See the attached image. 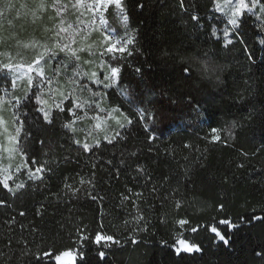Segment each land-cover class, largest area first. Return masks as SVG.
I'll return each instance as SVG.
<instances>
[{
  "label": "trees",
  "instance_id": "16d2710c",
  "mask_svg": "<svg viewBox=\"0 0 264 264\" xmlns=\"http://www.w3.org/2000/svg\"><path fill=\"white\" fill-rule=\"evenodd\" d=\"M39 2L0 0V61L5 54L16 51L20 46L25 49L33 46L37 50L54 44V40L59 39L55 33L63 27L68 30L61 33L63 43H70L71 38L75 40L71 45L74 49L91 46L93 55L87 51L77 54L81 57V66L89 67V71L95 68L101 61L99 53L104 45L101 27L95 22L96 16L82 7L73 8L76 0H60L67 6L60 12L52 7L53 0H44V8L37 7ZM89 2L85 0V3ZM140 2L145 5L143 9L136 6L137 0H126L129 30L139 41L137 47L141 53L125 61L122 84L130 90L129 95L122 96L120 87L115 86L108 90V96L100 104L103 110L123 109V114L132 118L131 125L117 112L120 115L118 120L125 125L123 129L116 124L117 119L93 128L88 122L89 115L76 122L74 126L78 131L75 134L64 129L62 124L66 122L67 114L56 111L54 106L61 103L60 92L70 89V84L56 91V99L47 96L48 104L53 106L56 115L54 126L44 127L41 131V121L31 104L25 109L27 118L20 136L23 139L24 131L32 133L25 142L29 149L28 157L37 161L32 167L53 158L59 165H49L54 174L45 186L29 181L25 169L13 171L0 162V178L5 174L3 169L7 168L12 175L9 185L15 191L11 194L0 186V199L7 202L0 206V251L7 254L0 259V264H5V261L7 264H24L22 254L28 250L77 247V227L82 228L90 239L96 232H101L113 235L121 242L119 246L112 245L111 249L89 243V255L96 264H105L98 259V250L106 251L107 264H264V223L244 222L239 228L227 232L230 237L228 246L203 230L198 233L188 231L189 227L206 223L212 217H227L237 223L241 217H245V221L252 215L264 217V43H261L264 31L260 30L256 18L246 13L245 23L240 28L246 44L234 43L224 47L223 29L231 26L217 19L220 14H214L211 0H192L194 10L201 17L198 25L190 19L189 12L180 7L178 0ZM188 2L185 0V8ZM7 4H11V8L5 7ZM115 14L116 9L110 7L104 13V20L116 31L123 32L122 18ZM89 21L93 25L91 30L85 26ZM77 28L82 32L74 31ZM165 51L170 53L168 57L163 56ZM249 52L253 54L254 64L248 60ZM193 54H206L223 65V82L202 81L195 73L192 81H183L182 65L175 61V57ZM86 60L93 63L85 64ZM47 67L48 73H52V63ZM136 67L142 69V75L134 72ZM70 69L71 66L67 71L61 70V76L57 78L59 84L62 85L66 75L70 77ZM11 80L10 75L0 74V94L3 88L11 87ZM177 84H183L178 91ZM162 92L166 97L167 118L155 125L157 138L149 142L152 125L146 132L142 122H137L134 111L137 106L151 108L148 101H159ZM76 95L83 101L90 100L92 93L77 90ZM187 96L192 98L191 105ZM137 97H142L145 103L134 105L132 102ZM167 98L175 103L169 104ZM197 104L205 116L212 113L213 121L220 124L236 121L238 127L234 136L226 143L206 139L208 128L197 117ZM83 113V110L78 112L79 115ZM98 113L104 114L102 111ZM17 126L14 124L13 128ZM89 131L92 132L90 136L87 135ZM115 131H120L126 139L114 146L107 145L103 136L111 137ZM221 136L223 141L224 134ZM73 137L82 142L87 138L89 143L94 138L100 139L102 150L98 155L105 161L113 160L112 165H104L103 169L98 162L96 169L93 194L102 199L93 201L83 191L78 194V199L66 198L70 199L68 203H56L51 198V193L60 191L65 176L69 177L68 182L73 187H81L76 174L86 175L91 170L89 154L78 153V146L72 143ZM40 138L45 139L43 148L37 142ZM133 151L137 153L135 157L130 156ZM1 155L0 145V158ZM65 155L78 158L79 162L64 164ZM121 158L125 160L124 165L120 164ZM137 163L145 167L144 174L137 175ZM117 168L120 169L118 176ZM148 176L152 177L151 182L147 180ZM165 176L168 180L159 196L169 195L175 190V200L170 196L161 206L160 200L149 193L152 184L159 185ZM18 183H25V189L16 190ZM83 188L91 191L87 184ZM141 191L144 197L140 198L143 202L139 203V208L146 224L140 223L139 227H147V231H132L137 226L134 220L137 209L132 206V201L138 200L135 193ZM123 195H130V200H123ZM45 197H48L47 201ZM177 200L181 202L179 208L176 207ZM220 204L224 205L223 211L218 210ZM11 217L15 218V223L9 225ZM179 219H187L190 224L181 228L176 223ZM178 229L189 242L199 244L203 251L176 256L170 247L163 246L162 240L172 244ZM133 238L136 244L131 243ZM257 252L262 255L257 256Z\"/></svg>",
  "mask_w": 264,
  "mask_h": 264
},
{
  "label": "snow or ice",
  "instance_id": "6c2138e0",
  "mask_svg": "<svg viewBox=\"0 0 264 264\" xmlns=\"http://www.w3.org/2000/svg\"><path fill=\"white\" fill-rule=\"evenodd\" d=\"M213 5L214 14H220L217 17L218 20H224L227 25L231 27H225L223 29V37L225 40L224 47L228 45H232L234 43H239L245 45L246 42L243 38V34L240 32L241 26L245 23L244 17L246 13L252 14L256 20L258 21V25L261 31H264V0H211ZM180 7L188 11L190 14V19L195 21L197 25L199 24L201 17L198 12H196L195 5L192 0H189L188 7L185 8V0H178ZM136 6L140 9L145 7L144 3L137 0ZM7 8H11V4L5 5ZM38 8L46 7L44 0H40L39 4H37ZM52 7L57 10V12L64 11L67 9V6L61 4L60 0H53ZM73 8L79 9L83 8L85 11L92 13L96 16L104 25V31L106 33L104 37V45L102 51L99 53L102 63L96 65V69L94 71H84L81 68V57L77 54L78 52L87 51L91 56L94 54V50L89 46L87 49H74L72 48V44L75 43L74 39H71V34H69L70 43H63L61 37V33H67L68 30L66 28L61 27L56 33V37L59 39L54 40V46L48 47L47 45L43 46V51L38 52L33 59L27 63L25 66L22 63H13L11 56L8 58V62L0 61V74L5 77L11 75L12 85L15 86L17 79L26 78L27 87L24 90L23 96H14L12 99L14 103H11V107L13 109V123L18 125L14 130V135L9 136V143L13 145L12 148L9 149V152H18L21 156L25 158L28 163L23 164L22 166L17 167V171L20 172L23 169L26 170L28 180L33 184L36 182H40L41 184L47 186V181L51 175L54 174V169L49 165L51 163H56L59 165V162L55 161L53 158L52 161L45 160L39 166L35 168L32 165H36L37 161L34 157H28V147L25 143L30 139L32 133L30 131H24L23 139L20 136L22 130H24L25 121L27 118V112L25 109L31 104L32 108L38 114V117L41 121L40 130L43 131L44 127L54 126L56 121V115L54 114L53 106L48 104V101L44 99L45 90H51L52 85L55 83L59 84L60 81L57 79L61 76V70L67 71V69L71 66L72 75L68 78L67 84L71 85V88L65 91L60 92L61 103L55 104L54 108L56 111L60 113H66L67 118L66 122L62 124L64 129L69 130L71 133L75 134L78 130L74 126L77 121H83L86 117H88V111H103L100 108L101 102L108 96V90L112 89L115 86L120 87L121 95L128 96L129 89L123 87V72L125 68V61L134 56L141 54L139 48L137 47L139 41L136 39V36L129 30L128 26V16L126 15V11L128 5L126 0H90L89 3H85V0H76L74 4H72ZM116 9V16L122 18L123 21V32L116 31L115 28L109 26L107 21L104 20V13L108 11L109 8ZM81 15H83L81 13ZM63 23V21H61ZM89 30L93 27L91 21H89L85 25ZM71 27V26H70ZM74 31L82 32L81 28H77ZM213 35H215V30L213 31ZM219 39V38H218ZM264 43V41H261ZM170 53L165 51L163 53L164 57H168ZM248 60L251 63H255V59L251 52L248 53ZM175 61L179 62L181 67V78L185 82H190L194 79V73L196 77H198L202 81L213 82V83H222L221 76L225 71L223 65L219 64L216 60H214L211 56L204 55H191V56H183L178 55L175 57ZM52 63L53 67L51 68L52 76H48L46 74V67L49 63ZM85 64L91 65L93 61L86 60ZM26 67V71H24ZM134 72L137 75H142V69L140 67H136ZM32 73H35L33 76ZM183 87V84H177V91ZM77 90L80 91H90L92 96L90 100H83L76 95ZM161 99L159 101L149 100L148 103L152 104L151 108H144L137 106L134 111V115L137 116V122L141 123L145 129V131H149L150 124L152 125L150 134L148 136L149 142L156 140L155 133L157 132V128L155 125L157 123H162L167 118V107L165 106L164 100L166 99L165 93H160ZM168 99V103H175L170 98ZM189 105L192 104L191 96L186 97ZM66 101V104H65ZM134 105H143L145 102L142 97H137L136 100L132 102ZM157 104L159 107H157ZM87 105L88 111H84L83 115H79V110H82ZM113 111H117L119 114L123 115L124 120L128 125L133 123V120L130 116L123 114V109H113ZM197 117L202 121V123L208 128V133L206 135V139H209L211 142H227V139L232 138L235 134V129L238 127V123L236 121H231L230 123L220 124L218 121L212 120V113L209 112L208 116L204 115V110H201L199 104L196 105ZM23 117V119H22ZM93 120L99 121L101 117L98 112L95 116L91 117ZM3 120V117H0V121ZM116 124L119 128L123 129L125 127L124 124H121L119 120H116ZM100 123H96L94 128H100ZM221 133L224 134V139L222 141ZM87 135H92V132L89 131ZM126 137L122 135L120 131H115L114 135L111 137L108 135L103 136V140L107 145H115L119 143L120 140H124ZM37 142L41 145V148L45 146V139H38ZM72 143L78 146V153H86L89 154V160L91 161V170L89 173L81 174L77 173L76 176L79 177L78 183L81 187H73L71 183L68 182L69 177L65 176L62 182V187L59 192L51 193V198L53 202L56 203H68L71 200L78 199V194L82 191L86 193L93 201L98 199H102L93 194L95 191V180H96V169L99 166L103 169L104 165H112L113 160H103V157L98 155V153L102 150V142L100 139H93L92 143L87 142V138L82 142L80 139L73 137ZM185 147H191V145H185ZM151 151V149H149ZM47 155V153H46ZM137 153L135 151L130 153V156L135 157ZM246 155V154H245ZM123 157V153H121ZM79 160L73 159L69 155H65L63 157L64 164L70 163H78ZM120 164L124 165L125 160L121 158ZM243 167V165H240ZM135 171L137 175H142L146 172V169L143 165L139 163L136 164ZM5 173L2 178H0V186H2L7 192L11 194H15V191L9 185V181L12 180V175L8 172V169H3ZM120 169H116L117 176L119 175ZM147 180L149 182L152 181V177L148 176ZM168 177L165 176L163 180L157 185L156 183L152 184L150 189V196H153L156 199H159L161 202V206H163L164 202L168 201L170 196L173 200H175V190L173 193L169 195H165L163 197L159 196V192L164 187V183H166ZM87 184L91 187V191L87 188H83V186ZM25 183H18L15 185L16 190L25 189ZM131 193V190H128ZM135 196L138 198L137 201H132V206L137 209V214L134 217V220L137 221V226L132 229V231H147V227H139L140 223H145V217L140 211L139 203L143 202L142 199L144 197V193L136 192ZM70 198V199H66ZM48 200V197H45V201ZM123 200H130V195H123ZM6 201L0 199V206H5ZM176 207H180V201H175ZM44 207V204L41 205ZM224 205L220 204L218 206V210L223 211ZM39 214V212H38ZM21 216L24 215L23 212L20 213ZM259 221L264 223V217L259 215H252L247 218L245 221V217L240 218V223L234 222L230 218L218 219L216 217H212L208 222L202 224H196L195 226H191L188 228V231L192 233H198L203 230L207 233L213 235L214 239H218L222 241L224 245L228 246L230 244V237L227 236V232H231L241 226L244 222L248 224H252L253 222ZM9 225L15 223V218L11 217L8 221ZM127 223V221L125 222ZM180 225L181 228H185L190 224V221L187 219H179L176 221ZM226 230V231H225ZM77 239L79 244L77 247L65 249V250H56L53 248H43L36 252H31L30 250L25 251L22 254V259L24 260V264H96V261L90 257L88 244H94L101 246L103 249H111L112 245H120V241L115 239L113 235H105L101 234V232H96L94 237L91 239L85 234V231L77 227L76 228ZM183 237V238H182ZM131 243L136 244L137 241L133 238ZM161 244L166 247H170L176 256H180L181 254H195L201 253L203 249L199 244L195 242H189L186 237H184V233L177 230V235L169 245L167 240H162ZM257 256H261L260 252L256 253ZM7 256L6 253L0 251V259H4ZM97 257L100 261H106V251L98 250ZM10 260L11 257H8ZM7 264V261H5Z\"/></svg>",
  "mask_w": 264,
  "mask_h": 264
},
{
  "label": "rangeland",
  "instance_id": "374dc122",
  "mask_svg": "<svg viewBox=\"0 0 264 264\" xmlns=\"http://www.w3.org/2000/svg\"><path fill=\"white\" fill-rule=\"evenodd\" d=\"M97 25L99 27H101V37H102V43L104 44V37L106 35L105 31H104V25L102 24V22L96 17V21ZM95 23V24H96ZM31 46V45H30ZM54 44L52 45H48V47H53ZM33 47V46H32ZM25 49L24 47L20 46L16 51L11 52V53H7L3 56V62H8V58L9 56H11L12 62L13 63H22L25 66L27 65L28 62H30L33 57L40 51H43V47L40 49ZM36 52H34V51ZM101 64L102 61H99ZM51 63V62H50ZM81 68L84 71H89V67L86 66H81ZM92 68V67H91ZM97 70L96 67L91 69V71ZM24 71H26V67L24 69ZM46 74L48 76H52V73H48V67H46ZM67 74V73H66ZM69 74L70 76L72 75V71L71 69L69 70ZM32 75L34 76L35 73H32ZM10 77L13 79V77L10 75ZM69 77H67V75L65 76V81L62 82L61 84H57L53 83V87L51 88V90H45V95H44V99H47V96L49 95L50 99H56V91L59 90H63L64 89V85L67 86V80ZM12 81V80H11ZM27 87V83H26V78H22V79H17L15 86H13L11 84L10 88H3L2 94H0V117H3V120L0 121V145H1V150H2V155L0 158V162L3 163L6 167H8L9 169L13 170V171H17V167L22 166L23 164L26 163L25 158L23 156H21L18 152H9V149L13 147V145L11 143H9V136L14 135V124L12 121V112L13 109L11 107V103H9V101H12L14 96H20V95H24V90ZM84 100H88V99H84ZM57 101V100H56ZM100 108L103 109L102 106H100ZM114 108H108V109H104L102 112H104V114H99V116L101 117V119L99 121L97 120H93L91 119V117L95 116L97 114V112H99V110L97 109L96 111H88L87 105L85 106L84 109H82L83 111H88V115L90 117V120L88 121L91 125V127L94 128V125L96 123H100L101 126L106 125L110 119H119L120 115L117 113V111H113ZM82 127V126H81Z\"/></svg>",
  "mask_w": 264,
  "mask_h": 264
}]
</instances>
